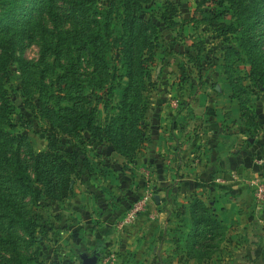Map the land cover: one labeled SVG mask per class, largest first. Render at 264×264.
<instances>
[{"label":"rangeland","instance_id":"rangeland-1","mask_svg":"<svg viewBox=\"0 0 264 264\" xmlns=\"http://www.w3.org/2000/svg\"><path fill=\"white\" fill-rule=\"evenodd\" d=\"M70 1L53 0L50 4H41V0H16L14 25L5 28V21L0 20V29H3L0 30V43L12 39V54L25 61L28 81V92H25L22 74L16 62L10 60L6 65L8 72L0 73V103L6 108L5 116L0 118V128L6 136L24 137L19 149H16L15 141L0 149V188L22 217L34 224L30 238L19 224L7 222L1 214L6 206L0 204V264H8L14 253L26 258V264H79L83 256L92 255L95 256L94 264H264L263 219L258 220L252 237L244 240L236 237L238 234L234 230L212 239L209 232L200 230L194 237L193 246L199 252L193 254L186 244L187 232L181 230H187V225L177 214L178 208L188 207L192 199L178 208H175L178 206L175 202H168L169 205L157 203V207L154 196L162 193L151 187L155 183L153 178L141 193L146 196L143 213L149 208L152 210L147 213V219L141 223L134 220L123 230L115 229V223L131 202L127 201L125 208V204L121 205L125 197L120 187L115 186L114 175L117 171L129 170L126 166L129 159L147 152L154 145L155 137L163 138L160 133L170 138L175 130L177 137L173 140H187L197 135L199 124L212 122L216 125L224 118V127L228 131H241L243 149L264 141V88L251 77L248 56L238 46L236 34L221 35L211 22L215 17L216 21L226 23L230 17L214 16L218 7L211 0L203 6L200 16L192 19L195 0H148L136 12L142 20L149 21L146 32L149 38L140 55L138 81L131 82L126 92L125 108L128 107L129 114L136 117L140 140L130 155L123 157L112 150L113 142L92 140L86 130L81 131L80 138H67L52 129L37 112V79L42 76L47 83L58 71L54 64L72 65L80 79L78 84L69 80L74 91L86 98L96 95L97 98H92L95 125L104 127L122 106L120 100L127 83L123 55L117 43L120 27L117 21L109 23V43L104 53L108 76L101 81L100 87H96L88 74L91 65L87 51L80 50L79 57L74 59L76 52L72 43H78L83 33L80 24H74L69 17ZM109 1L82 0L83 5L90 8L94 5L98 9L106 8ZM39 9L41 12L37 14ZM49 10L53 15L48 14ZM58 30L66 34L57 42L55 33ZM253 38L259 45L264 70V6ZM55 56L58 57L56 62ZM137 88L139 96H135ZM132 104L134 108L130 111ZM232 117L236 118L231 120ZM86 137L89 139L83 140ZM72 144L85 157L89 169L82 168L78 173L64 172L68 177L61 197L46 196L40 184L35 182L30 185L38 192V197L22 196L6 180L11 171L13 152H18L20 162L32 176L29 151L53 152L69 149ZM178 145L170 144L168 150H176ZM257 149L255 152H259ZM110 152H114L116 158L110 156ZM262 161L261 158L254 160L259 164H263ZM109 162L117 171L108 166ZM260 177L264 179V175ZM169 197L170 194L164 193V199ZM263 206L264 202L261 205L255 203L257 211L263 210ZM105 208L116 213L112 216L108 213L109 221L103 227L100 218ZM7 209L9 215L15 217L14 212ZM159 209L162 213L156 216ZM248 239H254L253 244H249Z\"/></svg>","mask_w":264,"mask_h":264},{"label":"trees","instance_id":"trees-1","mask_svg":"<svg viewBox=\"0 0 264 264\" xmlns=\"http://www.w3.org/2000/svg\"><path fill=\"white\" fill-rule=\"evenodd\" d=\"M53 0H41V4H50ZM90 1V0H89ZM148 0H110L107 7L98 9L92 5L88 7L83 5L82 0H72L69 3L68 14L74 21V24H80L82 37L78 43H72L75 48L74 59L79 57L78 52L82 49L87 51L91 70L88 71L90 79L94 80L93 85L101 86V81L108 76L104 64V53L108 49V26L111 20L117 21L119 29L118 49L123 55L124 73L126 76V87L124 96L120 100L122 106L119 107L111 122L104 127L93 123L94 104L92 98L96 95L91 94L89 97H84L82 93L68 82H80L79 77L72 65L61 66L54 64L58 71L53 73V77L44 83L43 77L39 76L37 84V112L44 118L48 125L64 134L67 138H80L81 131L86 130L88 137L92 140L100 142L105 139L108 142H113L112 150L118 152L123 157H128L132 148L140 140V131L136 126V117L133 113L127 111L126 92L130 88V83L138 81V73L140 69V55L142 49L146 46L149 38L147 34V26L149 21L142 20L136 12L141 6L146 4ZM208 0H195V7L190 19L199 17L203 11V6L208 5ZM263 0H211L214 6L218 7L214 11V16L224 18L227 15L230 17L228 22L216 21L215 17L211 18L212 24L220 32L221 35L227 33H235L237 44L243 52L248 56L250 63L249 73L251 77L264 88V70L262 69V56H260L259 45L254 40V27L257 20L263 14ZM16 0H0V20L5 21V28L14 25V10ZM213 11V9H211ZM40 9L37 14H40ZM53 11L49 10L48 14L53 15ZM39 18V16H38ZM0 30H3L2 28ZM61 31H56L57 42L62 38ZM71 40L70 37L66 38ZM55 43V42H54ZM13 41L8 39L6 43H0V73H7V62H16L19 72L22 74V88L28 92V81L25 73V61L21 56L12 54ZM230 49V48H229ZM228 49V50H229ZM234 50V49H232ZM236 52V51H235ZM252 55V56H251ZM58 57L55 56V62ZM262 61V62H261ZM75 64V63H74ZM24 74V76H23ZM110 76V75H109ZM113 76V75H112ZM61 84L63 86L61 87ZM69 86V88H67ZM67 88V89H66ZM41 92V93H40ZM135 96H139L138 88L135 91ZM134 108V104L129 106L130 111ZM4 105L0 103V118L5 116ZM83 138L88 140L89 138ZM23 136L10 137L6 136L0 128V149L10 145L12 141L16 142V149L22 146ZM65 143H70L65 141ZM69 149H56L52 151L28 152L31 157L32 176L27 172V167L22 164L17 156V151L13 152V162L11 163L10 174L6 177L10 183L15 186V189L22 196L28 194L32 198L38 197V192L34 191L30 183L35 182L40 184L43 193L50 198H58L64 195L65 182L68 173H78L82 168L89 169L88 162L85 157L78 153L73 144ZM130 155V154H129ZM130 157V156H129ZM0 204L6 206L2 211V215L7 218V222L19 224L24 228L30 238L33 236V221L25 219L14 207L12 201L1 191L0 188ZM10 208L15 217L9 215ZM189 224L186 234L187 246L196 254L197 250L193 249L195 239L200 230L204 233L209 232L210 238L223 235L222 227L208 211V208L199 199H192L188 205ZM224 236V235H223ZM8 264H26V258H20L17 253L9 257Z\"/></svg>","mask_w":264,"mask_h":264},{"label":"crops","instance_id":"crops-1","mask_svg":"<svg viewBox=\"0 0 264 264\" xmlns=\"http://www.w3.org/2000/svg\"><path fill=\"white\" fill-rule=\"evenodd\" d=\"M235 118L232 117L231 120ZM220 120L222 123L218 120L216 125L212 122L199 124L197 135L187 140H173L177 137L175 130L170 138H165L160 133L163 140L155 137L154 145L147 152L135 159H129L130 163L126 165L129 170L124 172L120 173L109 162L108 166L117 171L114 175V184L120 187L119 190L125 197L121 205L125 204V208L127 201L131 202L141 195L145 185L153 178L155 183L151 187L160 189L162 193L161 196L157 195V201L154 199L155 204L169 205L168 202L171 204L175 202L178 205L175 208H178L187 200L195 198L192 196H197L196 199L201 200L208 208L209 214L218 221L224 236L227 231L234 230L238 234L236 237L242 240L252 237V233L256 232L258 220H264V206L263 210L259 211L255 208L252 185L254 180L264 175V141L259 145H251V149H243L241 131L237 129L228 131L226 126L224 127L225 119ZM174 143L179 144L177 149L168 150V145ZM256 148L259 152H255ZM261 148L263 150H260ZM110 153L112 154L110 156L116 158L114 152ZM256 158L263 159V164L255 163ZM164 193L170 194V197L164 199ZM115 200L118 201L117 198ZM114 205L120 207L119 203L114 202ZM156 206L158 207V204ZM149 209L145 211L146 213L136 216L134 219L136 223L147 219V213L152 211ZM178 209L177 214L182 216L188 230V207ZM109 212L110 216L116 213L109 208L102 211L100 222L103 227L107 226ZM161 213L160 209L156 210V216ZM181 230L187 232L185 229ZM262 230L264 233V228ZM248 241L249 244H253L254 239Z\"/></svg>","mask_w":264,"mask_h":264},{"label":"built area","instance_id":"built-area-1","mask_svg":"<svg viewBox=\"0 0 264 264\" xmlns=\"http://www.w3.org/2000/svg\"><path fill=\"white\" fill-rule=\"evenodd\" d=\"M259 162V161H257ZM255 203L261 205L264 202V179H256L252 182ZM146 208V196L141 195L132 200L122 216L115 223V229L123 230L130 225L137 215L143 213Z\"/></svg>","mask_w":264,"mask_h":264},{"label":"water","instance_id":"water-1","mask_svg":"<svg viewBox=\"0 0 264 264\" xmlns=\"http://www.w3.org/2000/svg\"><path fill=\"white\" fill-rule=\"evenodd\" d=\"M154 199L157 201V197L154 196ZM95 256H83L79 264H94Z\"/></svg>","mask_w":264,"mask_h":264}]
</instances>
